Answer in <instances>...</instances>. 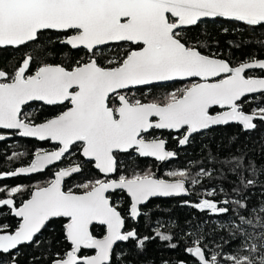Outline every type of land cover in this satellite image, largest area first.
I'll return each mask as SVG.
<instances>
[{"label":"snow or ice","instance_id":"obj_1","mask_svg":"<svg viewBox=\"0 0 264 264\" xmlns=\"http://www.w3.org/2000/svg\"><path fill=\"white\" fill-rule=\"evenodd\" d=\"M208 19L264 34V0H0V49L24 50L15 64L0 67V143L19 136L56 144L53 151L6 156L9 162L31 159L0 173V179L43 174L76 152L84 158L58 168L43 184L0 186V209H8L0 216L18 218L15 226L0 221V264H20L26 246L48 252L45 264H132L131 250L125 252L121 243H132L138 254L156 239L172 249L179 246L175 235L160 230V222L152 236H140L128 221L148 215L143 209L151 198L186 195L189 185L212 173L201 169L190 177L171 171L172 179H157L135 171L139 164L131 157L161 162L175 157L157 130L180 132L183 146L213 126L236 122L254 131L257 121L264 123V75L249 74L264 72V59L251 55L233 65L206 54L207 39L191 33ZM255 43L264 48V40ZM57 56L62 59L53 62ZM191 78L199 79L158 92ZM250 94H259V103L245 113ZM34 103L52 112L36 122ZM245 155L222 162L237 178L230 192L238 199L225 193L217 201L213 188L191 203L220 217L234 213L220 225L226 234H218L215 249L209 250L202 225L188 234L185 252L194 264H264V165ZM121 156L134 165L130 175L121 174ZM89 163L102 176L66 189ZM257 187L261 199L249 208ZM117 193L129 198L124 209ZM53 220L65 242L59 252H49L51 242L40 238ZM94 226H102L103 234L97 236ZM42 259L33 256L29 264Z\"/></svg>","mask_w":264,"mask_h":264},{"label":"trees","instance_id":"obj_2","mask_svg":"<svg viewBox=\"0 0 264 264\" xmlns=\"http://www.w3.org/2000/svg\"><path fill=\"white\" fill-rule=\"evenodd\" d=\"M228 28L227 33L224 29ZM193 36L200 35L206 38L209 47L205 50L206 54L216 53L221 57L228 58L236 65L240 61H244L251 55H257L259 58L264 59V48L259 47L255 41L257 39L264 40V34L259 31L253 33L251 30H245L240 24H233L223 20L205 21L200 24L198 28H193ZM55 37V34H51ZM236 45H240L237 47ZM24 50L19 51L15 49H0V67L11 66L20 60ZM62 59V57H54L53 62ZM254 76H262L263 72H251ZM255 97V98H254ZM259 103V95L253 96L251 102L246 104L244 110L249 113L251 109L255 108ZM35 109L39 115L36 117V122L45 119L52 109L49 107L34 104ZM257 128L251 132H242L237 126H227L224 128H217L211 130L203 135H198L191 139L187 148L179 151L178 158L172 162L167 168L161 170L164 178L172 179L168 173L171 171H185L189 176H196L201 169L212 173L211 178L201 176L199 179L200 184L191 186L189 185V197L187 199H167V200H151L147 207L143 209L148 215L139 218L138 222L134 224L131 220L128 221L129 228H136L140 236H152L153 228L156 222H160V230L168 234H173L177 237L174 241L179 246L175 249L166 246V243L158 239L146 243L142 253L138 254L134 249L132 243L122 244L120 248L125 252L131 250L129 260L132 264H162V261L168 260L175 264L176 261H187V264H194L190 255L186 254L185 247L188 234L195 230L196 226L202 225L206 229L209 250L215 249L216 244L219 242V235L226 234V229L220 227L221 224L226 223L234 213H230L227 217L216 216L211 213H204L197 208L191 206V203L202 199L206 195V191L213 188L217 189L215 199L222 201L225 198V193H228L227 198L230 200L238 199L235 193H231L230 189L235 186L238 181L236 176L229 170L230 164L222 163L225 160H231L233 157L246 154V160L254 159L257 165H264V123L257 121ZM170 149H175V144L168 142ZM51 149L48 144H38L34 141L13 138L6 142L0 143V173L8 171L10 168L22 166L31 159V155L22 156L19 160L11 162L6 160V156L11 153H29L34 154L37 150ZM123 161L121 165V174L130 175L132 167L129 160L121 156ZM132 161H138L139 166L135 167V171L144 173L145 168L148 166L147 161L138 159L135 156L131 157ZM72 161L80 162L82 159L79 153L69 155L62 166L69 165ZM169 168V169H168ZM57 168L47 170L44 174L31 177L29 179H15L0 182V186L12 185H28L34 187L36 184H43L52 178V173ZM127 169V171H125ZM98 173L93 169L91 164H86L82 174L73 177L65 185V188L73 187L78 183H85L93 178H99ZM223 188L224 192L219 189ZM254 194L251 195L248 206L252 208L257 205L261 199L259 187L253 190ZM189 201L190 203H185ZM116 202L121 209L127 206L128 199L122 193L116 194ZM0 221L7 222L15 226L17 221L10 215L0 216ZM94 233L97 236L103 234V228L94 227ZM43 240L51 242V251H62L65 242L62 239L60 232V223L55 220L50 222L48 227L43 230L40 237ZM48 252L42 249L37 250L31 246L21 247L19 253L20 264H29L30 258L33 256H43L40 264H45V259ZM3 259L7 260L5 256Z\"/></svg>","mask_w":264,"mask_h":264},{"label":"flooded vegetation","instance_id":"obj_3","mask_svg":"<svg viewBox=\"0 0 264 264\" xmlns=\"http://www.w3.org/2000/svg\"><path fill=\"white\" fill-rule=\"evenodd\" d=\"M205 22V21H204ZM53 34H55V33H53ZM249 74H251V72H249ZM252 75V74H251ZM194 80H189V81H178V82H171L170 83V85L168 86V88H166V89H159L158 90V92H163V91H172V90H174L175 88H178V87H184L185 85H188V84H190L191 82H193ZM138 95H139V93H137ZM258 96V95H257ZM253 96H247V97H245L244 98V100H245V102H244V104H243V110H244V107L246 106V104H248V103H250L251 102V98H252ZM34 104H36V105H40L39 103H34ZM33 104V105H34ZM45 107H47V106H45ZM215 111H221L220 109H218V108H214V112ZM245 111V110H244ZM246 113V112H245ZM227 126H237V127H239L240 128V130L242 131V132H244L243 130H242V128L239 126V125H227ZM227 126H225V127H227ZM217 128H224V127H217ZM217 128H214V129H210V130H208V131H206V132H202V133H199V134H195V135H193V137L191 138V139H193L194 137H196V136H198V135H203V134H205V133H207V132H209V131H211V130H215V129H217ZM156 135L157 136H160V137H162L165 141H166V148H167V150H170V151H173V152H175L176 153V159L175 160H173V161H169V162H167V163H164V164H162L161 166H160V175H159V179H166V178H164L163 177V175H162V173H161V170H163V169H165V168H167L166 166H168L169 164H171L172 162H174V161H176L177 160V156H178V152L179 151H183V150H185L186 148H187V146L189 145V143L188 144H186V146L185 147H183V148H179V144H178V139L181 137V133L180 132H177V133H174V132H172V131H170V132H167V131H158L157 130V132H156ZM13 138H19V137H17V136H14V137H12L11 139H13ZM19 139H21V138H19ZM10 140V139H9ZM23 140H27V139H23ZM30 141H32V140H30ZM170 141V144H175V149H170L168 146V142ZM191 141V140H190ZM34 142H36V141H34ZM36 143H38V142H36ZM38 144H48L49 146H50V148L51 149H49V150H45V151H53V150H55V148H56V145H52L49 141L48 142H45V143H38ZM69 156V155H68ZM68 156H66V158L68 157ZM80 156V155H79ZM133 156H135V157H137L135 154L133 155ZM66 158H64L61 162H60V164H58V165H55V166H53V167H50L49 169H47V170H50V169H54V168H63V167H66V166H62L61 164L64 162V160L66 159ZM80 158L83 160V158L80 156ZM138 159H140V160H143V161H147L148 162V166L145 168V172H150V173H152V174H154L155 173V171H156V169L158 168V166H159V163H157L154 159H152V158H139V157H137ZM89 164H91V163H89ZM92 165V167H93V169H94V166H93V164H91ZM67 166H69V165H67ZM56 169V170H57ZM169 169V168H168ZM46 170V171H47ZM56 170H54V172L56 171ZM95 170V169H94ZM45 171V172H46ZM96 171V170H95ZM44 172V173H45ZM97 173H98V175L101 177V175L99 174V172L98 171H96ZM43 173V174H44ZM38 175H42V174H38ZM38 175H35V176H38ZM79 175V174H78ZM35 176H31V177H35ZM75 176H77V175H75ZM75 176H73V177H75ZM31 177H19V178H13V179H8V181L9 180H15V179H29V178H31ZM72 177V178H73ZM71 178V179H72ZM71 179H69L68 181H70ZM4 181H7V180H0V182H4ZM67 181V182H68ZM18 185H22V184H18ZM12 186H17V185H12ZM122 194H124V193H122ZM125 195V194H124ZM126 196V195H125ZM126 198H127V196H126ZM128 199V198H127ZM155 200H163V199H155ZM165 200H167V199H165ZM0 211H3V212H8V209L7 208H3V209H0ZM11 216V215H10ZM12 217V216H11ZM12 218H14V217H12ZM15 219V218H14ZM16 220V219H15ZM129 220H131L132 222H133V220L132 219H129ZM139 220V219H138ZM138 220H137V222H138ZM17 221V220H16ZM53 221H55V220H53ZM136 222V223H137ZM134 223V222H133ZM136 223H134V224H136ZM94 227H98V226H94ZM99 228H103V227H99ZM104 230V229H103ZM120 245H122V244H120Z\"/></svg>","mask_w":264,"mask_h":264},{"label":"water","instance_id":"obj_4","mask_svg":"<svg viewBox=\"0 0 264 264\" xmlns=\"http://www.w3.org/2000/svg\"><path fill=\"white\" fill-rule=\"evenodd\" d=\"M218 20H220V19H218ZM205 21H213V20H211V19H208V20H205ZM224 21V20H223ZM8 49H12V48H8ZM249 72H261V70H258V69H255V70H249ZM264 73V72H263ZM199 78H191V79H189V80H198ZM189 80H184V81H189ZM257 95H259V94H250L249 96H257ZM215 108V107H214ZM216 108H218V107H216ZM228 125H239L241 128H242V125H240V124H238V123H236V122H230ZM225 126H227V125H219V126H213V127H211L210 129H214V128H217V127H225ZM209 129V130H210ZM242 130H243V128H242ZM158 131H167V132H170L169 130H158ZM206 131H208V130H206ZM206 131H203V132H206ZM244 132H251V131H245V130H243ZM172 132H174V133H177L176 131H172ZM202 133V132H201ZM195 135V134H194ZM17 137H19V136H17ZM19 138H21V139H27V140H32V141H36V142H38V143H45V142H48V141H39L38 139H35V138H22V137H19ZM52 145H56L55 144V142H51V141H49ZM186 145H183V146H181V145H179V148H183V147H185ZM84 159V158H83ZM152 159H154V158H152ZM176 159V156L174 157V158H171L170 160H168V161H165V162H161V161H157V160H155L157 163H159V166H158V168L156 169V171H155V173L153 174V176L155 177V178H157V179H159L158 177H159V175H160V166L162 165V164H164V163H167V162H169V161H173V160H175ZM58 164H60V162H57V164L56 165H58ZM53 166H55V165H53ZM53 166H50V167H53ZM95 169V168H94ZM96 170V169H95ZM96 171H98V170H96ZM100 174V173H99ZM35 175H38V174H31L30 176H25V175H21V176H18V177H15V178H19V177H31V176H35ZM75 175H78V174H75ZM74 175V176H75ZM101 176H102V174H100ZM8 179H13V178H4V179H0V180H8ZM125 194V193H124ZM126 195V194H125ZM127 196V195H126ZM189 197V193L188 194H186V195H181V196H174V197H154V198H151L150 199V201L151 200H155V199H163V200H165V199H187ZM128 198V197H127ZM129 199V198H128ZM149 203V202H148ZM12 217H14V216H12ZM15 218V217H14ZM16 220L18 219V218H15ZM133 222L134 223H136L137 222V220H133ZM98 227H102V226H98ZM121 244H124V243H121ZM193 259V258H192Z\"/></svg>","mask_w":264,"mask_h":264}]
</instances>
